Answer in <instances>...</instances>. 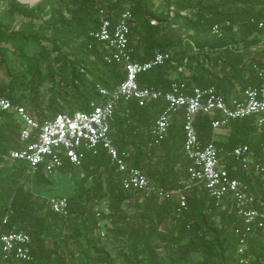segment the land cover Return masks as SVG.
Segmentation results:
<instances>
[{"label":"trees","instance_id":"trees-1","mask_svg":"<svg viewBox=\"0 0 264 264\" xmlns=\"http://www.w3.org/2000/svg\"><path fill=\"white\" fill-rule=\"evenodd\" d=\"M5 3L8 7L3 8ZM101 10L113 24L121 12H131L133 60L145 62L157 52L171 53L169 60L139 75L141 87L167 91L172 81L179 80L188 86L215 85L230 99L260 84L264 28L256 19L264 13V0H39L34 4L0 0V65L6 66L9 79L0 85V95L23 105L39 121L60 112L89 111L91 102L101 99L99 84L113 90L126 77L125 64L107 62L104 47L91 35L101 26ZM19 16L28 22L16 30L13 23ZM216 24L222 28L220 36L212 33ZM54 27L58 32L47 36ZM43 40L52 45L42 44ZM30 42L41 45L35 61L23 72L13 70L9 57L26 56ZM164 103L158 99L139 105L136 100L121 99L111 120V137L119 153L154 185L181 190L186 206L177 192L160 197L125 189L123 172L99 147L96 152L86 151L80 166L65 162L55 170L69 174L75 184L72 193L55 195L68 198V217L53 212L47 196L36 195L30 188L33 179L38 184L52 183V172L40 167L28 175L24 161L5 157L10 149L25 144L16 113L0 109V224L8 213L4 229L17 226L27 232L34 256L26 261L0 252V264H90L92 260L108 264L112 258L106 243L116 248L122 264H264L262 229L248 230L231 199L218 201L203 183L191 178L182 113L175 116L159 145H149ZM211 120L203 113L196 116L199 138L223 149L220 155L231 174L260 195L256 175L228 158L225 150L248 144L260 155L264 127L255 116L231 120L230 133L221 140ZM102 200L109 204L103 217L112 220L105 235L98 230L95 212Z\"/></svg>","mask_w":264,"mask_h":264},{"label":"built area","instance_id":"built-area-1","mask_svg":"<svg viewBox=\"0 0 264 264\" xmlns=\"http://www.w3.org/2000/svg\"><path fill=\"white\" fill-rule=\"evenodd\" d=\"M101 26L93 32L104 47V58L107 62H122L126 67L125 79L113 90L102 85L97 89L101 95L99 102L92 101L89 111H77L73 114L60 112L52 118L36 120L26 108L13 102L10 98L0 95V109L14 111L22 126L20 140L22 148H12L6 158L24 161L28 175L35 174L40 167L46 172H53L65 162L80 166L86 151L96 152L104 148L123 172V186L146 195L157 193L160 197H168L171 193L180 194V203L186 206V195L181 190L168 191L154 185L138 167L130 164L119 153L111 137V120L115 107L121 99L136 100L144 105L148 100H164V108L156 119L151 132L149 145H159L168 135L175 116L183 115L184 151L191 160L188 172L197 183H203L209 194L218 201L231 199L240 215L243 216L248 230L253 226L262 229L264 234V141L261 143V154L257 155L248 144L234 146L225 150L228 158L237 161L248 172L258 178L260 195L251 190L245 180L233 176L223 162L219 148L215 142L203 143L195 127L196 116L200 113L212 117L211 125L216 137L226 140L231 120L255 116L258 124L264 127V68L258 69L260 84L247 87L239 95L227 99L215 85L188 86L185 81L174 80L167 91L154 87H141L138 77L141 73L163 64L172 56L170 52H157L150 60L139 62L132 59L129 46L130 19L129 10L120 13L115 24L101 10ZM259 27L264 28V13L256 19ZM212 33L222 35V28L216 24ZM237 169V168H234ZM255 182V177L252 178ZM49 208L64 217L70 215L69 201L66 196H47ZM9 212H12L11 210ZM99 220L98 230L105 235L110 218L103 217L109 212L107 200H102L95 207ZM9 224V214H5L0 224V252L6 256L32 261L31 237L22 229L13 226L5 230ZM243 247L240 252L243 253ZM242 261L248 262L243 256Z\"/></svg>","mask_w":264,"mask_h":264},{"label":"rangeland","instance_id":"rangeland-1","mask_svg":"<svg viewBox=\"0 0 264 264\" xmlns=\"http://www.w3.org/2000/svg\"><path fill=\"white\" fill-rule=\"evenodd\" d=\"M157 2L163 3V0H157ZM2 7L6 8L8 7V5L5 3L2 5ZM26 22H28L27 18L19 16L17 19H15L13 25L16 28V30H18V29H22L24 25L27 24ZM54 32H58V29H56L55 27L50 28L46 34L47 36H50ZM41 43L46 44L47 46L52 45L51 41H46V40H43ZM40 46L41 45L35 42H30L27 49L28 53L26 56L19 53L17 55L11 54V56L9 57V63L11 65V68L15 71H20V72L27 70V68L29 67V62L35 61V58L38 56L40 51ZM21 61L22 63H20ZM5 70H6V66L3 64L0 65V85L8 82L9 80ZM43 72H45V68L43 69ZM46 90H47V85L44 87V91ZM50 178L52 179V183L50 184H38L33 179L30 185L31 190L36 195L41 194V195L49 196V195H68L72 193V191L75 188L74 181L67 173L61 171H54L50 174ZM84 245L87 246L88 244L85 242ZM106 245H107L106 249L109 251L112 258V260L108 262V264H122V262L118 259L116 255V248L108 243H106ZM77 257L78 255H76V258ZM90 264H102V263L92 260Z\"/></svg>","mask_w":264,"mask_h":264},{"label":"bare ground","instance_id":"bare-ground-1","mask_svg":"<svg viewBox=\"0 0 264 264\" xmlns=\"http://www.w3.org/2000/svg\"><path fill=\"white\" fill-rule=\"evenodd\" d=\"M19 1H22V2H26V3H36L37 1L39 0H19Z\"/></svg>","mask_w":264,"mask_h":264}]
</instances>
